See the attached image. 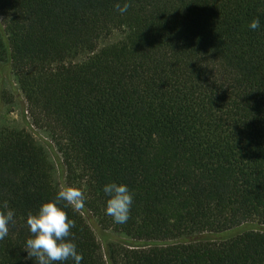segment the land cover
<instances>
[{"label": "trees", "instance_id": "16d2710c", "mask_svg": "<svg viewBox=\"0 0 264 264\" xmlns=\"http://www.w3.org/2000/svg\"><path fill=\"white\" fill-rule=\"evenodd\" d=\"M117 2L0 0V60L33 124L82 210L127 237L104 254L69 206L82 264H264V0ZM111 182L134 194L122 225L105 214ZM59 189L30 133L2 129L0 211L16 222L0 264H35L26 220Z\"/></svg>", "mask_w": 264, "mask_h": 264}, {"label": "clouds", "instance_id": "9594fccd", "mask_svg": "<svg viewBox=\"0 0 264 264\" xmlns=\"http://www.w3.org/2000/svg\"><path fill=\"white\" fill-rule=\"evenodd\" d=\"M132 0H119L116 11L121 15L128 12ZM249 29H261V20L253 18ZM107 197L105 214L112 217L116 224H125L130 218L134 194L124 183L111 182L103 186ZM85 193L75 186H65L59 189L53 199L42 202L38 210L27 217L26 223L31 234L22 249L26 250L27 258L33 259L35 264H82L83 253L78 251L77 244L70 239L72 229L76 227L75 221L70 219L66 209L70 206L74 211L85 207ZM4 211H0V241L9 235L10 224H15L16 213L7 204Z\"/></svg>", "mask_w": 264, "mask_h": 264}, {"label": "rangeland", "instance_id": "374dc122", "mask_svg": "<svg viewBox=\"0 0 264 264\" xmlns=\"http://www.w3.org/2000/svg\"><path fill=\"white\" fill-rule=\"evenodd\" d=\"M120 38V34L114 32L110 36L103 38L99 46L115 42ZM4 128H13L29 132L34 141L44 149L48 162L51 164L54 182L63 188L67 186L64 174L61 169V156L57 152L50 134L47 130L35 126L29 115L23 94L21 93L14 74L9 65L0 60V132ZM87 218L101 251L106 254V249L112 242H124L127 237L119 232L102 229L96 219L81 210Z\"/></svg>", "mask_w": 264, "mask_h": 264}]
</instances>
